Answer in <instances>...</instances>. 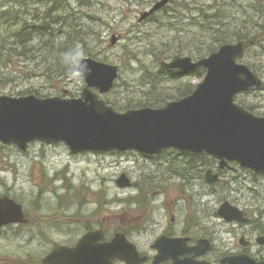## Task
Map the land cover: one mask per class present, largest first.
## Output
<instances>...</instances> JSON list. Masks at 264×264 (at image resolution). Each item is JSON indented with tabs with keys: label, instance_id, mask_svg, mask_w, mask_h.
Here are the masks:
<instances>
[{
	"label": "rangeland",
	"instance_id": "374dc122",
	"mask_svg": "<svg viewBox=\"0 0 264 264\" xmlns=\"http://www.w3.org/2000/svg\"><path fill=\"white\" fill-rule=\"evenodd\" d=\"M158 1L72 0L74 11L81 15L80 23L96 33L87 37L88 57L120 67L115 87L103 95L107 102L131 99L150 103L163 96L167 102L156 104L163 107L179 100L181 89L204 80L206 74L149 85L152 75L148 72L158 70V58L161 62L171 61L174 55L197 59L191 51L206 49L212 43L202 11L209 0H176L167 5L168 13L158 11L152 19L154 14L143 18ZM240 1L254 21L264 23V0ZM45 8L49 6L44 0H0V12L19 11L27 18ZM177 49L184 51L176 54ZM39 55L30 61L25 56L13 57V63L1 64L0 94L20 96L31 90L40 97H80L86 86L84 79L69 74L66 78L46 76L40 63L42 52ZM242 62L264 80V47H251ZM236 101L264 115V84L237 95ZM146 104L141 103V107H154ZM183 152L167 149L145 155L129 150L75 155L64 142H34L27 151L0 142V196L7 194L21 202L30 220L25 227L0 229V264H42L54 247L74 246L89 231L88 226L104 229L106 239L124 233L152 260L157 254L152 245L163 234L191 236L194 241L209 239L214 248L208 259L213 264H220L229 252L245 250L264 259V245L256 241L264 234V174L237 162H231L230 169H221L215 158L214 162L199 161L194 167L186 162L190 156ZM209 169L221 177L218 184L206 179ZM122 174L130 178L131 186L118 185ZM226 201L242 209L249 222L227 221L220 216L218 209ZM243 237L251 242L247 248L241 243Z\"/></svg>",
	"mask_w": 264,
	"mask_h": 264
},
{
	"label": "water",
	"instance_id": "95a60500",
	"mask_svg": "<svg viewBox=\"0 0 264 264\" xmlns=\"http://www.w3.org/2000/svg\"><path fill=\"white\" fill-rule=\"evenodd\" d=\"M170 0L158 1L146 18L161 10ZM116 37L112 39L115 43ZM254 45V40L223 44L210 55L194 59L174 55L163 65L171 69L191 70L204 66V80L189 95L168 102L163 107H141L118 110L103 98L115 86L120 67L83 58L90 72L80 76L84 87L80 97H40L35 94L13 96L0 94V142L17 145L27 151L30 144L42 142L55 145L64 142L75 155L84 152H125L138 150L145 155H157L174 148L194 153H206L219 161L220 168H232L240 163L257 174H264V116L257 115L236 101V96L263 80L239 59ZM206 179L211 184L221 180L209 169ZM117 183L129 187L132 182L122 174ZM218 214L227 221L249 222L245 212L224 202ZM28 223L21 202L9 195L0 196V228ZM104 229L86 232L75 246L58 245L43 259L44 264H141L148 257L121 232L104 240ZM189 238L160 236L155 243L158 253L152 264L171 259L173 264H212L198 257L212 249L209 239L201 238L187 246ZM264 244V235L257 238ZM244 246L248 242L243 237ZM193 252L192 256L182 258ZM222 264H264L247 253L224 257Z\"/></svg>",
	"mask_w": 264,
	"mask_h": 264
},
{
	"label": "trees",
	"instance_id": "16d2710c",
	"mask_svg": "<svg viewBox=\"0 0 264 264\" xmlns=\"http://www.w3.org/2000/svg\"><path fill=\"white\" fill-rule=\"evenodd\" d=\"M40 1L42 0H39V2ZM44 1L49 8H45L42 13H36L33 18L19 15V11L6 10L0 12V65L13 63V59H15L13 57L18 58L25 56L26 61L35 60L42 52L40 63H43L46 68L44 71L45 75L53 78L54 76L57 78L60 76V78H66L70 75V72L74 70L75 64L63 63L61 58L66 53L75 49L77 45H79L82 52L79 60L91 56V49L88 47L89 43L87 37H90L95 31L91 26L82 25L80 23L79 19L81 15H78V13L74 11L72 0ZM78 1L81 3L83 0ZM175 1L176 0H172L171 3ZM209 1V5L207 7H202V11L206 18L205 29L211 33L212 43H210L206 49L197 48L191 51L197 59L211 54L223 44L232 42L234 39H253L255 45L264 47V23L258 24L257 21H254V16L250 14L246 6L243 5V1ZM250 6L256 8L253 4ZM168 9L165 7L162 13H168ZM63 12L65 14H63ZM25 14L26 13H24V15ZM84 17L81 18V21ZM153 17H155V14L150 18L152 19ZM183 51V49H177L175 53L181 54ZM168 56H170V54ZM157 60L160 62L158 70L155 72H148L149 75H152V79L149 80V85L152 84L154 87L157 86V82H163L168 79L179 81L184 76L195 78L206 74V68L204 66L196 67L189 72H182L177 69L166 68L162 65L161 59L158 58ZM195 88L196 86L190 85L185 89H181L179 98L189 95ZM2 89L3 87L0 88V91ZM35 92L36 91L33 92L30 90L19 93V95L34 94ZM161 94L160 92V95ZM148 99L152 101V98ZM167 99L168 98L162 96L155 100L153 98V102L150 103L139 100L136 102L131 99L126 100L125 103H121L117 100L112 102L108 101V103L117 109L127 110L143 106L141 103H147L145 106L160 107L156 104L167 102ZM239 103L243 104L242 102ZM243 105L255 112L254 107ZM183 153L190 156V160H186V162L193 163L194 167L197 166L199 161L208 163V161L212 160L214 162V157L205 153H192L187 151ZM28 224H30V220L27 224H18L17 226L25 227L28 226ZM87 228L91 230V227L88 226Z\"/></svg>",
	"mask_w": 264,
	"mask_h": 264
},
{
	"label": "flooded vegetation",
	"instance_id": "af4514ba",
	"mask_svg": "<svg viewBox=\"0 0 264 264\" xmlns=\"http://www.w3.org/2000/svg\"><path fill=\"white\" fill-rule=\"evenodd\" d=\"M171 1L172 0H170L169 1V3H171ZM168 3V4H169ZM167 4V5H168ZM167 5H165L161 10H158V11H163V9L165 8V7H167ZM157 11V12H158ZM152 14H154V13H152ZM152 14H150V15H152ZM149 15V16H150ZM165 235H167V236H170V237H178V236H172V235H170V234H165ZM261 235H264V234H261ZM260 236V235H259ZM180 237V236H179ZM181 237H187V238H189V240H188V242H187V246H189V247H191V246H194V245H196L197 244V242H198V240H196V241H194L193 240V238L191 237V236H181ZM258 238V237H257ZM201 239V238H200ZM247 241V240H246ZM248 242V245L247 246H244L245 248H247L249 245H250V241H247ZM259 244H261V245H264V244H262V243H259ZM213 248H214V245L212 246V250H213ZM211 250V251H212ZM211 251H209L208 253H206L205 255H203V256H200V257H198V259H205V260H207V261H209V262H211L212 263V261H210L209 259H208V254L211 252ZM242 253H247V254H249V252L247 251V250H245V251H242V252H238V253H232V252H229V254H225L222 258H221V260H220V264H222L221 263V261H222V259L224 258V257H227V256H230V255H237V254H242ZM143 255H147L148 256V259L146 260V262H143L142 264H151L152 263V261L154 260V257H153V260H152V258H151V256L150 255H148V254H146V253H142ZM193 255V252H190V253H188L187 255H182V258H184V257H186V256H192ZM249 255H251V254H249ZM252 256V255H251ZM252 257H254V256H252ZM256 260H264V259H260V258H256V257H254ZM161 264H173V261L171 260V259H169V260H166V261H163V262H161ZM213 264V263H212Z\"/></svg>",
	"mask_w": 264,
	"mask_h": 264
},
{
	"label": "clouds",
	"instance_id": "9594fccd",
	"mask_svg": "<svg viewBox=\"0 0 264 264\" xmlns=\"http://www.w3.org/2000/svg\"><path fill=\"white\" fill-rule=\"evenodd\" d=\"M82 52L79 48V45L76 46L71 52L66 53L61 59L63 63L75 64V68L72 72H70V76H83L85 73L90 72V68L88 67L86 62L79 60Z\"/></svg>",
	"mask_w": 264,
	"mask_h": 264
}]
</instances>
